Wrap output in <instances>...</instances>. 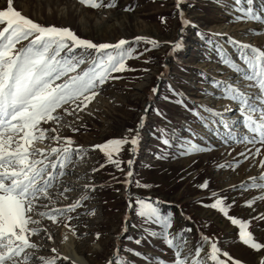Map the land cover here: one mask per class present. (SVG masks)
Returning <instances> with one entry per match:
<instances>
[{"label":"rangeland","instance_id":"obj_1","mask_svg":"<svg viewBox=\"0 0 264 264\" xmlns=\"http://www.w3.org/2000/svg\"><path fill=\"white\" fill-rule=\"evenodd\" d=\"M107 2L104 0V3ZM6 3L7 0H0V9ZM115 3V8L93 9L81 5L78 0H13L14 8L34 22L44 26L68 27L80 38L94 43H115L121 38L131 42L135 36L157 42L155 46L143 42L137 45L134 57L126 61V67L132 70L113 73L119 79L110 80L102 86V94L87 109L78 113V121L72 116L65 117L64 123L71 124V127L60 128L59 134L70 137L75 142L74 147L82 146L85 154L82 159L74 158L73 165L65 170L68 174L60 178L61 184L73 191L67 193V199L56 198L54 206L64 207L73 203L85 191L83 185L86 183L94 185V190L89 193V200L69 213L73 219L67 223L75 230V236L69 227L64 226L62 218L57 224L41 218V227L53 236V240L48 241L43 233L39 238L33 237V241L38 240L41 245L39 254L52 256L51 250L55 248L59 255L57 264H77L66 255L67 248H75L77 260L86 264H106L117 247L121 250L120 254L126 256L127 249L137 248L134 239L129 238L139 234L134 225L141 223L129 210L128 198L134 201L139 197L150 198L165 213H173L175 229L191 227L193 231L187 234L190 247L197 242L199 229L217 242L222 253L227 252L241 264H251L254 254L238 241L235 236L237 230L222 215L202 207L200 201L210 202L212 191L227 193L229 202L236 201L230 209L231 214L249 220L254 236H264V228L256 226L258 222L252 220V217L264 213V201L256 199L251 207L244 206L246 200H253L264 193L258 190L240 191L238 188L241 182L249 183V178L259 176L262 168L258 161L264 159V149L262 155L255 159L241 160L235 170L218 168L220 164L240 159L237 154L245 147L253 146L236 140L227 141L222 129L218 136L204 129L187 108L176 105L169 87L182 93L188 108L200 105L216 111H223L225 106L231 108V112L225 113L228 122L234 125L237 133L245 134L238 106L217 98L209 81L212 78L231 81L239 83L242 88L248 83L220 63L216 46L222 45L225 52L238 62L239 53L226 43L227 38L264 48V23L238 19L239 14L223 7L220 0H181L179 7L176 0H115ZM225 3L232 5L233 0H225ZM126 6H131L133 10L125 12L123 9ZM241 7H246V2ZM253 7L258 14L264 15L259 11L264 8L261 0H254ZM180 10L188 21L186 25L181 24ZM196 32L209 37L212 44H206ZM177 40L182 41V49L169 56ZM85 67L87 64L79 70ZM201 73L205 75L201 76ZM152 88L158 90L156 94L151 92ZM204 91L211 94L203 95ZM166 96L168 99H165ZM158 110L164 115H157ZM142 115L145 120L140 128L138 146L134 153L127 151L129 145L124 146L116 157L121 161L119 169L109 163L98 149L91 148V145L106 139L127 135L126 130L136 129ZM42 126L55 125L49 122ZM173 126L177 129L191 126L197 134L195 142L212 150L186 156L177 153L175 158L156 159L162 145L156 138L155 129H170ZM72 127H78L79 131L73 132ZM182 134L190 136L187 132ZM40 146L57 145L46 140ZM129 159L132 160L133 175L128 188L124 181ZM205 180L209 188L200 190L197 185ZM144 184L149 187H143ZM233 185L237 186V190H231ZM43 204H49V201L44 200ZM52 206L49 204V207ZM37 210L48 209L40 206ZM181 210L185 216L192 218L191 222L181 218ZM125 217L127 230L122 231ZM96 233H99L98 240ZM138 250L152 255L163 252L159 242L152 240L143 243ZM164 255L170 254L165 252ZM127 258L129 264L134 261L141 264L134 256L127 255ZM220 259L225 264H231L223 255Z\"/></svg>","mask_w":264,"mask_h":264},{"label":"snow or ice","instance_id":"obj_2","mask_svg":"<svg viewBox=\"0 0 264 264\" xmlns=\"http://www.w3.org/2000/svg\"><path fill=\"white\" fill-rule=\"evenodd\" d=\"M78 2L93 9L117 7L115 0H108L107 3L104 0ZM245 2L246 7H241ZM180 3L181 0H176L178 7ZM220 3L237 12L238 19L264 23V15L258 14L253 7L254 0H233L232 5L225 3V0H220ZM261 3L264 4V0ZM123 10L129 12L133 8L126 6ZM259 11L264 13V8ZM180 19L182 25L188 23L182 10ZM195 34L206 44H212V40L204 34ZM25 41L27 43H23ZM141 42L153 46L157 44L155 40L142 36H135L131 42L121 38L115 43H94L80 38L68 27L44 26L34 22L14 8L13 0H7L6 6L0 9V264H57V250L52 248V256L41 255L39 241L32 239L41 237L43 233L48 241L53 240V236L41 227V218H47L52 224H57L62 218L64 226L69 227L73 236L76 235L67 223L73 219L69 213L75 212L90 199L89 193L94 190V185L84 184L85 191L73 203L64 207L54 206L56 198L67 199V193L73 191L63 186L60 178L68 174L65 170L73 165L74 158L82 159L85 154L82 146L74 147L75 142L70 137H62L59 129L71 127V124L64 123L65 117L72 116L78 121V113L87 109L102 94V86L110 80L119 79L113 73L132 70L126 67V61L134 57L136 46ZM226 43L238 51V62L225 52L222 45H217L216 53L220 63L248 83L243 88L239 83L215 78L209 83L217 98L238 106L245 134L237 133L234 125L228 122L225 113L231 112V108L225 106L223 111L202 105L188 108L180 91L169 87V92L177 106L187 108L193 118L213 135H220L222 129L227 141L236 140L253 146L245 147L244 151L238 153L240 159L218 165L221 169L235 170L241 160L255 159L262 155L264 149V48L239 43L232 37H228ZM181 49L182 41L177 40L172 46V53ZM85 64L87 67L79 70ZM157 91L156 88L151 89L153 94ZM202 94L211 93L204 91ZM157 115L164 114L158 110ZM144 120L145 116L142 115L136 129L126 130L127 135L106 139L91 145V148L98 149L109 163L119 169L121 161L116 157L125 145H129L127 151L135 152ZM49 122L55 126H42ZM71 130L76 132L79 128L72 127ZM184 132L190 133V136L183 135ZM155 133L162 145L156 153V159L175 158L177 153L186 156L212 150L195 142L197 134L191 126H181L180 129L175 126L170 129L159 127ZM46 140L57 146L41 147ZM126 163L128 171L124 183L127 185L128 178L133 175L132 160ZM258 163L262 168L259 176L249 178V183L241 182L238 186L240 191L258 190L264 193V159ZM142 186L149 187L147 184ZM197 187L205 190L209 188V183L205 180ZM231 190H237V186L233 185ZM256 199L264 201V195L246 200L244 206L251 207ZM44 200L53 206L41 205ZM209 201H200V204L222 215L237 230L235 236L238 241L254 254L251 264H264V236H254L249 220L231 214L235 199L229 202L227 193L212 191ZM40 206L48 210L38 211ZM128 208L141 223L134 225L139 229V234L129 238L134 239L137 248L127 249V255L136 257L141 264H225L220 259L221 255L227 257L231 264H241V261L233 259L227 252L222 253L217 242L199 232V229L198 240L190 247L187 234L193 229L188 226L175 229L173 213H165L150 198L137 197L133 201L129 197ZM180 216L191 222L192 218L185 216L183 210ZM126 220L127 217L122 231L127 230ZM252 220L258 222L256 226L264 228V213L252 217ZM96 239H99V233H96ZM148 240L159 242L163 252L152 255L138 250ZM165 252L170 255L165 256ZM120 253L121 250L115 248V258L106 261V264H129L127 255L120 259Z\"/></svg>","mask_w":264,"mask_h":264},{"label":"bare ground","instance_id":"obj_3","mask_svg":"<svg viewBox=\"0 0 264 264\" xmlns=\"http://www.w3.org/2000/svg\"><path fill=\"white\" fill-rule=\"evenodd\" d=\"M67 249L68 250H66L65 252H67L66 255L69 257V259L71 261H73L74 263H77V264H86V263H83V262L81 263V262H79L77 260L78 258L76 257L77 253L75 252L76 251L75 248H73V249L67 248Z\"/></svg>","mask_w":264,"mask_h":264},{"label":"water","instance_id":"obj_4","mask_svg":"<svg viewBox=\"0 0 264 264\" xmlns=\"http://www.w3.org/2000/svg\"><path fill=\"white\" fill-rule=\"evenodd\" d=\"M183 14H184V13H183ZM171 53H172V51H170V53H169V56H170V54H171ZM139 132H140V130H139ZM128 180H129V183H128V185H127V186H128V188H129V186H130V183H131V180H130V178H129ZM120 237H121V236H119V237H118V239H120ZM114 258H115V257H114V255H112V256L110 257V259H109V260H113Z\"/></svg>","mask_w":264,"mask_h":264},{"label":"trees","instance_id":"obj_5","mask_svg":"<svg viewBox=\"0 0 264 264\" xmlns=\"http://www.w3.org/2000/svg\"><path fill=\"white\" fill-rule=\"evenodd\" d=\"M125 256L123 254H120V258H124Z\"/></svg>","mask_w":264,"mask_h":264}]
</instances>
